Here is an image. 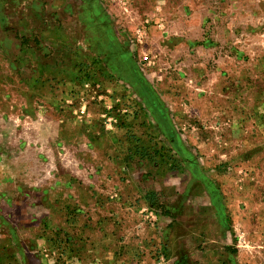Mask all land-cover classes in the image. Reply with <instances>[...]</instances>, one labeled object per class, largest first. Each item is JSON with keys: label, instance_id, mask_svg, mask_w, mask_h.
Masks as SVG:
<instances>
[{"label": "rangeland", "instance_id": "1", "mask_svg": "<svg viewBox=\"0 0 264 264\" xmlns=\"http://www.w3.org/2000/svg\"><path fill=\"white\" fill-rule=\"evenodd\" d=\"M91 2L0 0V264H264V0Z\"/></svg>", "mask_w": 264, "mask_h": 264}, {"label": "crops", "instance_id": "2", "mask_svg": "<svg viewBox=\"0 0 264 264\" xmlns=\"http://www.w3.org/2000/svg\"><path fill=\"white\" fill-rule=\"evenodd\" d=\"M12 64V63H11ZM11 71H9V74L13 76V78L15 79L17 77V72L15 70H13L12 68H10ZM103 139V138H102ZM102 139H94L92 138V144L94 143H99ZM109 152L108 153H105V156L104 158H106V160L104 161V165L106 166L105 169L103 168H100V167H95L93 169V176L95 177L94 179H92V206H95V207H99V206H104V207H113V206H131V203L133 202V206L132 207H137V208H145L146 206H148L146 204V200L144 199V196L140 195V191H139V187L142 189L143 187V184L144 183H148V184H151L153 185V187H151L150 189L148 190H151V191H156L157 190V187L159 189H162L161 188V179L159 181H157V176L155 174H152V175H146V174H143L141 171L139 173L138 170L136 169L135 172L133 175H131V173H133V170L134 168L130 167V166H125V164H128L129 162V159L126 157V158H123V155L119 156L118 158H115V157H109ZM2 156V155H1ZM4 156V155H3ZM102 155H100L101 157ZM1 159V157H0ZM117 160H121V161H124L126 160V163H124V166H122L120 168V176L117 175L118 172L116 170V168L114 167L115 165H117ZM152 172V171H151ZM131 177H135L137 178L138 177V187L137 189L135 190L138 194H136L135 198L134 199H130L128 198L129 194H128V191H129V188L127 187L128 185H126V182L127 183H130V180H131ZM114 178L115 179H119L121 181V189H120V193H121V197L115 195V193H113L115 190V187H113V184H114ZM102 179H105V181L107 182H102V181H99V180H102ZM118 180V181H119ZM112 182V183H111ZM156 186V187H154ZM113 191V192H112ZM124 192V193H123ZM113 193V194H111ZM113 195L115 197H113ZM140 195V196H139ZM109 196V197H108ZM130 199V201H129ZM131 202V203H130ZM129 208V207H128ZM138 218H141V217H138ZM151 218V217H150ZM148 219V217H147ZM144 219V222H148L150 223L149 219ZM152 219V218H151ZM154 221L156 222L157 219H158V216L155 217L154 215ZM100 220H103V219H100ZM110 219H105L104 223H107L109 222ZM137 240H140V238H138ZM142 241V240H141ZM139 242V241H138ZM139 249L137 248H133L131 249L130 247H126V255L128 254H138V251ZM96 252V250L94 251V253ZM107 254H110V252H108Z\"/></svg>", "mask_w": 264, "mask_h": 264}, {"label": "trees", "instance_id": "3", "mask_svg": "<svg viewBox=\"0 0 264 264\" xmlns=\"http://www.w3.org/2000/svg\"><path fill=\"white\" fill-rule=\"evenodd\" d=\"M24 39H22L23 41ZM145 199L147 201V203L151 206V207H154V208H162L163 210L160 212L161 215L163 216H170L169 212L167 210H165V207H163V205L159 202V201H156V195L155 193H147L145 195Z\"/></svg>", "mask_w": 264, "mask_h": 264}, {"label": "flooded vegetation", "instance_id": "4", "mask_svg": "<svg viewBox=\"0 0 264 264\" xmlns=\"http://www.w3.org/2000/svg\"><path fill=\"white\" fill-rule=\"evenodd\" d=\"M81 0L82 2V7H83V13L86 19L88 20V23L86 25L87 29L89 30V33H91V27H92V2L91 0ZM90 35V34H89Z\"/></svg>", "mask_w": 264, "mask_h": 264}]
</instances>
